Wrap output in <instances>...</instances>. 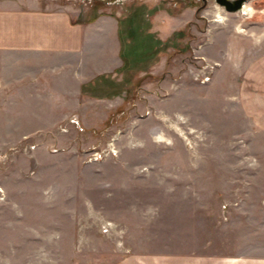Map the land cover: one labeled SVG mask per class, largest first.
<instances>
[{
  "label": "rangeland",
  "instance_id": "obj_1",
  "mask_svg": "<svg viewBox=\"0 0 264 264\" xmlns=\"http://www.w3.org/2000/svg\"><path fill=\"white\" fill-rule=\"evenodd\" d=\"M62 6L86 24L116 16L125 60L85 86L99 100L86 117L0 133V264H177L196 225L209 237L213 224L263 220L230 209L264 191V133L239 102L243 59L264 55V0L235 14L215 0ZM165 171L179 180L163 183Z\"/></svg>",
  "mask_w": 264,
  "mask_h": 264
},
{
  "label": "crops",
  "instance_id": "obj_2",
  "mask_svg": "<svg viewBox=\"0 0 264 264\" xmlns=\"http://www.w3.org/2000/svg\"><path fill=\"white\" fill-rule=\"evenodd\" d=\"M69 2L0 0V133L49 135L65 118L86 117L87 103L99 100L85 98V86L123 66L120 20L100 14L93 23L78 22L73 8H60ZM242 68L241 112L264 133V55L244 58ZM164 174L163 183L169 176L179 180L174 173ZM259 203L233 206L230 213L264 216V191ZM225 210L229 212L228 206L219 211ZM132 212H115L109 221L123 223ZM198 225L181 237L188 239L184 246L189 252L179 253L177 264H264V218L213 224L209 237L197 232L204 229Z\"/></svg>",
  "mask_w": 264,
  "mask_h": 264
},
{
  "label": "water",
  "instance_id": "obj_3",
  "mask_svg": "<svg viewBox=\"0 0 264 264\" xmlns=\"http://www.w3.org/2000/svg\"><path fill=\"white\" fill-rule=\"evenodd\" d=\"M217 5L225 12L235 14L240 13L250 0H215Z\"/></svg>",
  "mask_w": 264,
  "mask_h": 264
},
{
  "label": "built area",
  "instance_id": "obj_4",
  "mask_svg": "<svg viewBox=\"0 0 264 264\" xmlns=\"http://www.w3.org/2000/svg\"><path fill=\"white\" fill-rule=\"evenodd\" d=\"M72 123H74V124H76V125H79V122H78L77 119L72 120Z\"/></svg>",
  "mask_w": 264,
  "mask_h": 264
},
{
  "label": "trees",
  "instance_id": "obj_5",
  "mask_svg": "<svg viewBox=\"0 0 264 264\" xmlns=\"http://www.w3.org/2000/svg\"><path fill=\"white\" fill-rule=\"evenodd\" d=\"M88 22H90V20H89ZM88 22H86V23H88ZM120 23H121V22H120ZM121 41H122V36H121ZM122 60H123V61L125 60L124 55H123V50H122Z\"/></svg>",
  "mask_w": 264,
  "mask_h": 264
},
{
  "label": "bare ground",
  "instance_id": "obj_6",
  "mask_svg": "<svg viewBox=\"0 0 264 264\" xmlns=\"http://www.w3.org/2000/svg\"><path fill=\"white\" fill-rule=\"evenodd\" d=\"M244 9H246V7H245ZM249 12H250V11H249Z\"/></svg>",
  "mask_w": 264,
  "mask_h": 264
}]
</instances>
